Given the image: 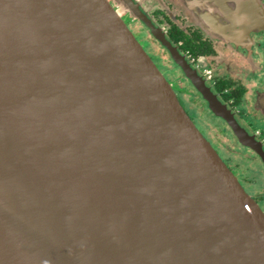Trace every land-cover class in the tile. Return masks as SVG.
<instances>
[{
  "label": "water",
  "instance_id": "95a60500",
  "mask_svg": "<svg viewBox=\"0 0 264 264\" xmlns=\"http://www.w3.org/2000/svg\"><path fill=\"white\" fill-rule=\"evenodd\" d=\"M5 229L28 264H264V212L109 0H0Z\"/></svg>",
  "mask_w": 264,
  "mask_h": 264
},
{
  "label": "flooded vegetation",
  "instance_id": "af4514ba",
  "mask_svg": "<svg viewBox=\"0 0 264 264\" xmlns=\"http://www.w3.org/2000/svg\"><path fill=\"white\" fill-rule=\"evenodd\" d=\"M131 1L156 34L170 43L174 53L161 42L135 8L122 7L119 1L109 0L169 82L196 127L264 212L262 156L241 140L233 126L213 109L198 86L209 89L230 112L236 124L264 152V0ZM126 15L130 16L129 22L124 18ZM209 25L226 26L229 32L217 33ZM140 34L150 43L151 51L165 70L145 48L138 37ZM175 55L186 64L193 78ZM197 118L210 125L209 135L219 142L218 146L201 129ZM251 173L254 178L247 177Z\"/></svg>",
  "mask_w": 264,
  "mask_h": 264
},
{
  "label": "bare ground",
  "instance_id": "6f19581e",
  "mask_svg": "<svg viewBox=\"0 0 264 264\" xmlns=\"http://www.w3.org/2000/svg\"><path fill=\"white\" fill-rule=\"evenodd\" d=\"M0 242H7L6 252H8L10 264H28L30 259L27 257L20 243L13 239L5 229L0 231Z\"/></svg>",
  "mask_w": 264,
  "mask_h": 264
},
{
  "label": "rangeland",
  "instance_id": "374dc122",
  "mask_svg": "<svg viewBox=\"0 0 264 264\" xmlns=\"http://www.w3.org/2000/svg\"><path fill=\"white\" fill-rule=\"evenodd\" d=\"M118 1V0H117ZM128 22L130 21V16H125L124 17ZM138 37L140 38L141 42L143 43V45L145 46V48L149 51V53L153 56V58L156 60L157 64H159L160 68L161 69H164V65L161 64L160 60L154 55V53L151 51V45L149 42H147L144 37L140 34L138 35ZM195 118V117H194ZM198 119L200 118H197V122H198V125L201 127L202 130L205 131V133H207L208 135L210 134V125L204 120V121H199ZM210 137L213 138L215 144L217 145L219 142L217 140H215V138L212 136V135H209ZM218 146V145H217ZM221 153L224 155V152L223 150H221ZM232 160V158H230ZM233 164V163H232ZM247 177L248 178H254V175L251 173L250 176L249 174H247ZM251 188V187H250ZM264 205V203H262Z\"/></svg>",
  "mask_w": 264,
  "mask_h": 264
}]
</instances>
